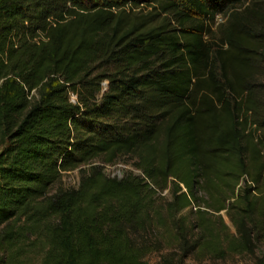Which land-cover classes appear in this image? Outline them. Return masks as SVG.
I'll return each mask as SVG.
<instances>
[{"label":"trees","instance_id":"1","mask_svg":"<svg viewBox=\"0 0 264 264\" xmlns=\"http://www.w3.org/2000/svg\"><path fill=\"white\" fill-rule=\"evenodd\" d=\"M243 1L0 0L4 247L34 234L40 264H148L264 238V0ZM122 154L140 172L93 162Z\"/></svg>","mask_w":264,"mask_h":264},{"label":"rangeland","instance_id":"2","mask_svg":"<svg viewBox=\"0 0 264 264\" xmlns=\"http://www.w3.org/2000/svg\"><path fill=\"white\" fill-rule=\"evenodd\" d=\"M246 2L247 0L238 3L234 8L240 9ZM223 19L224 15L222 13H216L213 16V23L210 26L211 30L214 29L216 23L221 22ZM73 98L74 95L70 94V99ZM93 162L102 164L103 172L111 176H120L126 170L140 172L132 166L131 158L128 154L119 155L111 162L102 163L97 158ZM78 174V167L62 171L59 178L47 188L46 194L53 193L59 187L66 188L74 186L77 182ZM243 180L244 178L240 180V185L243 183ZM162 192L168 195L166 188ZM184 211L186 210L183 209ZM217 215V212H209L206 214V217L214 223L215 229L217 228L219 230L218 240L220 241V245L223 247L226 246L227 241L230 239L235 241L239 240L238 234L223 210L220 211V215L226 224L225 228L220 226ZM20 222L21 220L13 219L9 224L15 228ZM42 253V238L34 234L23 235L22 239L15 244L14 248H6L4 244L0 243V255H3L6 259V262L3 264H40ZM145 259L148 264H264V238H253L249 249H226L221 256H216L214 253L209 252H199L197 250H192L182 255L181 250L175 243H172L170 245H164L158 250L147 252Z\"/></svg>","mask_w":264,"mask_h":264},{"label":"built area","instance_id":"3","mask_svg":"<svg viewBox=\"0 0 264 264\" xmlns=\"http://www.w3.org/2000/svg\"><path fill=\"white\" fill-rule=\"evenodd\" d=\"M181 188L184 190V187L181 185Z\"/></svg>","mask_w":264,"mask_h":264}]
</instances>
